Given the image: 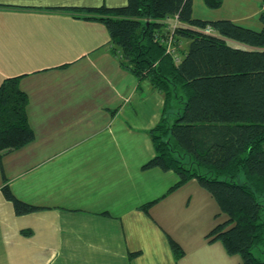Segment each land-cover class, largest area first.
I'll return each instance as SVG.
<instances>
[{
  "label": "crops",
  "instance_id": "0c3cea01",
  "mask_svg": "<svg viewBox=\"0 0 264 264\" xmlns=\"http://www.w3.org/2000/svg\"><path fill=\"white\" fill-rule=\"evenodd\" d=\"M125 3L0 0V82L20 76L33 133L0 158V264H240L206 236L226 218L195 178L170 190L175 171L143 168L164 96L120 63L105 24L85 11ZM263 7L192 0V16L260 30ZM4 186L32 209L16 213Z\"/></svg>",
  "mask_w": 264,
  "mask_h": 264
},
{
  "label": "trees",
  "instance_id": "16d2710c",
  "mask_svg": "<svg viewBox=\"0 0 264 264\" xmlns=\"http://www.w3.org/2000/svg\"><path fill=\"white\" fill-rule=\"evenodd\" d=\"M203 1L210 8L222 2ZM85 9L105 24L120 63L164 96L161 118L149 130L155 154L143 168L175 171L179 178L170 190L195 178L226 215L208 239H219L240 264H264V7L260 30L194 18L192 0H126ZM175 16L171 36L178 62L164 42ZM207 26L211 34L202 31ZM181 39L188 41L182 52ZM19 78L0 82V158L33 137ZM173 103L182 107L172 113ZM2 191L16 213L32 209L6 186ZM169 244L179 257L181 247L171 238Z\"/></svg>",
  "mask_w": 264,
  "mask_h": 264
},
{
  "label": "built area",
  "instance_id": "2783aa9c",
  "mask_svg": "<svg viewBox=\"0 0 264 264\" xmlns=\"http://www.w3.org/2000/svg\"><path fill=\"white\" fill-rule=\"evenodd\" d=\"M177 25V19H176V16L174 17V21L173 23L171 24L170 26V29H169V33L168 36H167V39L164 41L165 42V47H166V51L172 56V58L174 59L175 62H178L179 59H180V56L178 54V52L176 51V48L173 44V39H172V36H171V33L173 32V28ZM205 34H211L213 31L212 29L207 26L205 27L203 30H202Z\"/></svg>",
  "mask_w": 264,
  "mask_h": 264
},
{
  "label": "rangeland",
  "instance_id": "374dc122",
  "mask_svg": "<svg viewBox=\"0 0 264 264\" xmlns=\"http://www.w3.org/2000/svg\"><path fill=\"white\" fill-rule=\"evenodd\" d=\"M176 48V47H175ZM181 49V47L178 45V49L177 50H180ZM178 52V51H177ZM178 54H179V52H178ZM179 56H180V54H179ZM182 107V103H173L172 104V107L170 108V111H172V113L177 109V108H181ZM170 118L172 119L173 118V115L172 114H170ZM263 148H264V146H263ZM220 215H223L225 218H226V215L225 214H220ZM222 220H224L223 218H219V220H218V222H221ZM254 253L256 254V255H259L260 256V254H259V250L257 249V248H254ZM261 256H264V254L263 255H261Z\"/></svg>",
  "mask_w": 264,
  "mask_h": 264
}]
</instances>
